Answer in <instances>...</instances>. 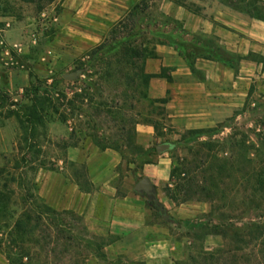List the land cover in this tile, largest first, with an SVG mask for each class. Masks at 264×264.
I'll list each match as a JSON object with an SVG mask.
<instances>
[{
  "label": "rangeland",
  "instance_id": "374dc122",
  "mask_svg": "<svg viewBox=\"0 0 264 264\" xmlns=\"http://www.w3.org/2000/svg\"><path fill=\"white\" fill-rule=\"evenodd\" d=\"M60 2L63 9L65 0ZM102 2L92 0V6L100 7ZM68 3L69 16L58 21L57 4L38 14L32 5L0 0V264H140L122 257L105 260L102 233L88 229L75 213L50 208L39 196V180L50 171L79 184L82 191L90 190L85 166L68 161L66 150L98 148L89 138L69 140L71 123L61 124L53 116L35 136L21 141L17 115L32 99V93L24 91L28 74L40 81L49 79L48 85L59 80L58 90L66 99L83 90L81 94L88 93L100 105L103 114L99 117L92 116V104L83 112L96 124L98 140L117 150H106L119 157L113 185L124 196L140 179L150 181L156 203L145 197L148 223L162 225L172 240L183 243L174 264H264L262 69L243 83L231 117L198 130L172 121L164 107L166 100L135 104L128 86L135 84L133 77L98 74L118 62L136 71L157 45L182 42L176 15L207 17L223 15L225 9L230 15L253 20L244 6L224 5L225 0H130L114 22V18L84 14L82 0ZM129 13L135 15L130 36L111 41L94 58L87 57L108 37L113 24ZM70 15H75L73 20ZM60 31L61 43L53 45ZM203 39L199 41L205 43ZM193 42L192 37L189 44ZM212 46L220 52L215 43ZM262 53L250 54L249 59L262 64ZM230 60L236 70L240 57L233 54ZM20 71L25 85L11 89L8 79ZM115 111L119 113L110 115ZM120 117L124 122L130 117L139 122L133 144L121 142L125 136L119 130ZM138 126L152 128L145 143L141 141L147 147L140 145Z\"/></svg>",
  "mask_w": 264,
  "mask_h": 264
},
{
  "label": "crops",
  "instance_id": "0c3cea01",
  "mask_svg": "<svg viewBox=\"0 0 264 264\" xmlns=\"http://www.w3.org/2000/svg\"><path fill=\"white\" fill-rule=\"evenodd\" d=\"M68 1L65 0L58 21L69 16ZM116 1L103 0L100 7H93L92 0H82L83 12L102 19L114 18L115 22L127 10L130 0ZM223 12L207 17L176 15L182 42L157 45L155 58L146 60L144 65L145 74L152 77L147 84V97L166 100L164 107L169 118L184 124L187 130L209 128L231 117L234 101L243 93V83L255 76L258 68L264 78V62L258 65L249 59L250 54L260 50L264 56V23L230 15L225 9ZM70 16L73 20L75 15ZM62 34H57L53 45L61 43ZM192 37L194 42L190 45ZM199 38L207 41L203 39L205 43H201ZM214 43L220 52L212 46ZM233 54L240 57L236 70L230 60ZM23 76V71L10 75L11 89L25 85ZM151 133V127L138 126L140 145L147 147L141 141L145 143ZM66 158L85 166L90 190L82 191L61 173L50 171L39 180L38 194L50 208L75 213L88 229L102 233L106 238L101 251L105 260L122 257L140 264H174L178 260V249L183 243L172 240L162 225L148 223L145 195L126 189L122 196L114 187L112 176L119 164L115 153L68 148Z\"/></svg>",
  "mask_w": 264,
  "mask_h": 264
},
{
  "label": "trees",
  "instance_id": "16d2710c",
  "mask_svg": "<svg viewBox=\"0 0 264 264\" xmlns=\"http://www.w3.org/2000/svg\"><path fill=\"white\" fill-rule=\"evenodd\" d=\"M23 4L32 5L35 9V12L40 14L45 9L50 6L56 5L54 11L55 15H59L62 11V3L61 0H16ZM228 1V2H227ZM236 4L243 5L246 9V13L248 16L256 21L264 23V2L262 0H225L224 5L227 4ZM135 29V15L129 13L125 15L118 22L113 24L111 27L108 37H104L102 42H100L97 46H95L88 54H86L89 58H94L103 52L108 44L120 37L130 36L132 31ZM155 51L150 54H147L144 57L143 67L141 69H137L136 71L131 70V66L129 67L126 62H118L115 63V68L105 67L102 72L98 74H102L104 77H109L111 74H119L124 78L133 77L134 83H129V89L131 93V100L135 102V104H141V102H154L156 100H150L147 97V84L151 76L145 74L144 65L146 60L155 58ZM130 54H137L136 51H128ZM142 56V53L138 54ZM28 79L30 80L28 83V87L24 89V91L32 93V99L30 100V106L25 107V109L21 112L20 116L17 115L18 124L20 130L22 131V142H27L29 137L35 136L36 132L39 128H43L45 125V120L50 116L56 118L58 122L61 124L71 123L72 127H70L69 140H74L77 136H81L82 138H89L95 144V146L101 152L106 150L117 151L116 149L103 145L100 140H98V136L95 134L96 124L92 122L83 112L85 107H88L90 104L93 105V117H99L102 111L99 109L100 105L94 104L93 99L89 97L88 93H83V90L80 93H73L69 99H66L65 95H62L58 90L59 88V80H52V84L48 85V80L45 79L40 81L37 77L28 74ZM34 80V81H33ZM36 83V84H35ZM37 85V86H36ZM55 87L56 89H53ZM40 88V89H39ZM43 89L42 91H40ZM86 91H88L86 89ZM159 101V100H158ZM164 102V101H163ZM132 104V103H131ZM132 107V105H131ZM110 109H113L112 107ZM110 111V110H109ZM119 112L115 111L110 113V115L118 114ZM106 114V113H105ZM85 119V121H82ZM134 117H130L127 122L123 121V118H119L120 122V132L124 133V139L121 142H125L127 144H133L134 137L136 136L135 126L139 124V122L134 121ZM78 142V141H76ZM76 145V144H75ZM73 145V146H75ZM71 146V145H70ZM134 146V145H133ZM138 149V147L134 146V150ZM78 188L79 184H77ZM81 190V189H80ZM88 191V190H84ZM41 208L47 213L55 214L49 207L45 205H41ZM65 214V212H62Z\"/></svg>",
  "mask_w": 264,
  "mask_h": 264
},
{
  "label": "water",
  "instance_id": "95a60500",
  "mask_svg": "<svg viewBox=\"0 0 264 264\" xmlns=\"http://www.w3.org/2000/svg\"><path fill=\"white\" fill-rule=\"evenodd\" d=\"M161 149V148H159ZM134 192L143 194L149 200H153L156 203L154 189L153 186L150 184L148 179L142 178L140 179L133 188Z\"/></svg>",
  "mask_w": 264,
  "mask_h": 264
}]
</instances>
